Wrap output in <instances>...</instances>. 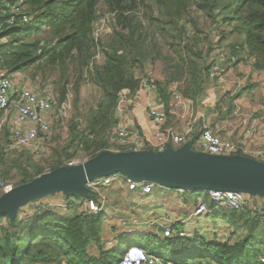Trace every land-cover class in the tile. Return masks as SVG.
Wrapping results in <instances>:
<instances>
[{
	"label": "trees",
	"instance_id": "16d2710c",
	"mask_svg": "<svg viewBox=\"0 0 264 264\" xmlns=\"http://www.w3.org/2000/svg\"><path fill=\"white\" fill-rule=\"evenodd\" d=\"M5 1H19L22 13L29 19L21 22V15H16L14 24L6 23L0 29V39L8 38L4 44L6 51L0 55V67L9 73L34 65L44 71L57 69V103L72 92L75 109L66 148L70 151L76 148L91 158L115 150L109 134L114 129L118 97L138 93L141 75L154 78L136 72V67H143L148 59L160 57L164 62L163 81L154 80L167 114L171 111L167 87L182 80L179 92L193 102L218 62L213 58L215 55H220L221 65L224 60L236 65L246 59L253 69L264 70V0H103L105 11L114 21L106 40H96L93 35L99 0H0V10L6 9ZM195 11L210 26L205 36L195 26ZM8 14L6 9L2 18H8ZM43 29V36L24 40L27 34ZM157 36L164 42L162 46L156 41ZM165 46L169 50L162 55L161 47ZM9 49L15 52L9 53ZM97 53H100L98 60ZM87 79L98 87L100 96L95 106L82 114L79 96ZM236 95L237 91L229 92L227 98L235 99ZM4 146L11 149L8 139L0 144L3 166ZM64 150H54L56 157L49 170L64 164L63 153L66 159L75 155V150L67 153ZM235 154L244 155L240 150ZM7 161L21 173L19 185L44 170L39 166L33 172L28 171L33 165L30 156H13ZM1 171L3 175L7 173L4 168ZM193 191L186 190L184 194L192 195ZM203 196L200 199L197 196V204L202 200L213 208V202ZM87 199L97 202L98 194L88 191L64 215H58L54 208L42 209L34 202L21 206L12 216L0 214V264H118L123 254L121 244L127 236L123 234L116 248L107 247L102 212L88 214L79 208L80 202ZM26 206L30 208L21 210ZM214 213V218H223L235 228L245 229L244 235L232 244L209 240L201 234L164 237V257L172 264H264L260 261L264 255V221L233 209ZM175 224L173 230L178 231ZM153 241L146 236L137 245L148 248Z\"/></svg>",
	"mask_w": 264,
	"mask_h": 264
},
{
	"label": "built area",
	"instance_id": "2783aa9c",
	"mask_svg": "<svg viewBox=\"0 0 264 264\" xmlns=\"http://www.w3.org/2000/svg\"><path fill=\"white\" fill-rule=\"evenodd\" d=\"M5 8L9 10L8 18H2L6 9L0 10V29L7 24H14L16 22V15H21V22H27L28 16L22 13L23 7L18 2H6ZM110 15V14H108ZM97 28V27H96ZM93 35L96 39L97 30L93 31ZM101 35V34H100ZM100 58V53L95 55V59ZM91 65V63H90ZM222 65L218 62L211 69V76L220 78L222 76ZM70 87V86H69ZM170 96V109L172 112H178L182 119H185L186 126L185 132L180 134L173 128H168L166 132H158L156 134V150H163L168 144L172 142L179 144L186 139V135L191 131V125L195 121V114L192 111V101L188 98H184L179 92V87L176 83H172L167 87ZM140 91H142L146 97V103L140 105L144 111L146 117L154 124L161 126L164 124L166 115L162 107H159L154 100L159 94L158 84L154 78L147 75H141L140 77ZM234 91L232 90L230 94ZM138 93L127 96L124 94L119 95L115 116L121 120L120 123L109 134L110 142H116L117 140L126 144L125 150H143L152 149L144 141L129 140L130 135H136V131L129 129L126 126L125 120H127V108L130 104H138ZM50 94L45 91L44 93L37 94L33 89L25 87L16 78L15 73H9L6 69L0 67V130L5 125L9 129L8 140L10 147L20 149L24 147L31 148L37 152L43 151L45 144L50 139L51 120L49 108L51 107ZM72 93L68 92L65 99L61 103H57L58 115L64 119L67 116V112L71 109ZM235 109L238 110V105L235 103ZM14 111L15 115L13 120L9 121V114ZM196 150L205 152L211 155H229L235 154L240 150L244 155L246 154L243 147L238 146L233 141L223 139L216 133H214L206 124H201L197 141ZM263 152H259L256 159H264ZM248 156V155H247ZM260 156V157H259ZM251 157V156H249ZM82 160H69L64 162L61 166L72 165L83 162ZM120 179L129 190H139L142 194L151 192L153 187H163L157 183L144 180H135L129 176L116 172L111 175L102 176L87 180L85 186L88 191L93 190L98 194V200L95 202L92 199L83 200L80 202L81 211L88 214H95L103 212L104 199L101 196L102 188L108 186L113 180ZM9 188V184L0 180V191ZM10 189V188H9ZM7 189L6 191H8ZM4 191V192H6ZM201 195L207 196L214 204L213 208L206 205L205 202L199 200L196 208L191 215H201L206 213H214L216 211L224 209H233L246 213L249 216L264 221V201L260 197L256 196V200L247 196L245 193L226 190H194ZM77 202L76 198L69 196L61 205H55L53 203H36L40 205L42 209L60 207L64 211H68V208ZM177 220H168L165 224L163 221L157 223V229L162 228L160 233L161 237H170L173 235L186 236L184 230H173L174 224ZM163 244V243H161ZM260 261L264 262V255L260 257ZM118 264H172L171 261L164 257L163 253H153L146 251L142 246L137 244H131L123 250L122 257Z\"/></svg>",
	"mask_w": 264,
	"mask_h": 264
},
{
	"label": "crops",
	"instance_id": "0c3cea01",
	"mask_svg": "<svg viewBox=\"0 0 264 264\" xmlns=\"http://www.w3.org/2000/svg\"><path fill=\"white\" fill-rule=\"evenodd\" d=\"M239 63L250 64V61L245 59L244 61H239ZM229 64L234 65L232 62ZM234 66L233 68H241L238 63ZM22 71L23 72H15L18 81L21 76L24 77L20 80L21 84L33 89L37 94L47 91L52 97L51 107L48 113L51 117L52 109L57 107L58 93L56 86L51 80H45L43 86H40L38 81L34 82L35 80L29 78L25 70ZM260 71L263 72L264 70ZM232 86L233 83H231L225 75L222 78H215L214 76L208 77L202 86L201 93L199 96H196L192 102V111L195 114V121L191 125V131L186 135L185 141L179 144L168 142L165 147L178 149L184 145H189L192 150H196L195 144L200 126L201 124H206L214 133L223 139L235 141L240 143L243 147L247 146L254 150L264 148V107L257 105V101H254L251 105L247 104L248 100H254V88L258 87V84L251 81L247 82L246 85L240 84L235 99L227 98V94L232 91ZM137 98L138 104H130L127 108L128 116L127 120H125V122H127L126 126L136 131V135H130L129 140H142L150 146V148L156 150V134L158 132H166L168 128H173L180 134L186 131V120L182 119L178 112L168 111L167 114L163 109L164 101L161 95L158 94L154 100V102L165 111L166 119L161 126L151 122L140 107V105L146 103V95L142 91H139ZM235 103L237 105L239 103L240 105L237 111L235 110ZM253 104L256 105L254 106ZM14 115V111H11L9 114L10 123ZM120 121L121 120L115 116L113 128H115ZM112 143L117 145L114 151H123L117 149L127 147L126 144H129L128 142L125 144L119 140ZM185 191L167 187H153L151 192L142 194L139 190H129L120 179L113 180L108 186L102 189L100 193L104 199L102 214L104 216L103 232L106 235L105 238L108 239L111 236L114 241H119L123 234L128 238L133 231H136L140 235L145 234L154 241L160 240L161 243H163V237L160 236L162 228H158L159 232H153L151 225L157 227L159 221H163L167 224L168 220L172 219H177L175 224L178 226L177 229L184 230L186 236H193L195 234H201L203 236L210 234L211 236L213 233L217 232V227H219L218 222L224 223L227 229L222 230L221 237L217 238V241L232 244L244 235L245 229L235 228L232 222L223 218H214L213 213L191 215L197 206V202L193 205L191 199L195 198V200H197L196 198L198 197H186L184 194ZM69 196L73 195H68L59 191L41 196L30 202H49L59 206L64 203ZM247 196L256 200L255 195L247 194ZM73 197L78 199L76 196ZM260 198L264 201L263 196H260ZM131 200L134 202L133 206L129 205ZM54 209L58 215L65 214V211L60 207ZM112 218L123 219V221L127 220L129 223L131 222L132 224L129 226L131 228L117 232L116 234H111L112 232L109 233L106 231L111 230L109 228L110 223L108 219ZM142 225L145 227L149 226L151 230H148V232L146 230L141 231L139 228ZM211 226L212 229L210 228ZM208 230L211 232H206ZM145 249L150 252L148 248Z\"/></svg>",
	"mask_w": 264,
	"mask_h": 264
},
{
	"label": "water",
	"instance_id": "95a60500",
	"mask_svg": "<svg viewBox=\"0 0 264 264\" xmlns=\"http://www.w3.org/2000/svg\"><path fill=\"white\" fill-rule=\"evenodd\" d=\"M121 172L132 179L185 190H226L264 195V161L241 154L211 155L178 149L105 151L78 164L59 166L0 196V214L10 216L30 201L62 191L84 196L87 180Z\"/></svg>",
	"mask_w": 264,
	"mask_h": 264
},
{
	"label": "rangeland",
	"instance_id": "374dc122",
	"mask_svg": "<svg viewBox=\"0 0 264 264\" xmlns=\"http://www.w3.org/2000/svg\"><path fill=\"white\" fill-rule=\"evenodd\" d=\"M104 2L103 0H99V4H98V14H97V18L95 21V25L94 28L95 30H97V37L96 40L98 38H102L103 40H106L112 31V27L114 26L112 21V18L110 15L107 14V12L105 11V7H104ZM195 15V26L200 30V32L202 33L201 36H205L208 34L209 32V24L207 22L204 21L203 17L201 14H199L198 12H194ZM97 27V28H96ZM210 27V26H209ZM224 29V28H223ZM45 34L44 29L43 31H39L36 33H32V34H27L24 37V40L28 41H32L33 39H35L36 37L39 36H43ZM101 34V35H100ZM8 38L7 37H3L2 39H0V55L1 53H4L6 51V47L5 45L7 43H5V41H7ZM150 41H152V38L149 39ZM213 40H216V37L213 38ZM156 41L158 42L159 46H162L164 44V42H162V40L157 36L156 37ZM148 42V40H147ZM5 44V45H4ZM14 46H17L14 45ZM18 47V46H17ZM169 50V48L167 46L165 47H161V54L164 55L166 54V52ZM8 51H10L9 53H14L15 50L13 49H9ZM219 51H217L218 53ZM8 53V54H9ZM150 53L154 54V51H151ZM216 53V54H217ZM213 58H215L216 61H218V63H222L221 61V57L220 55L217 56L215 55ZM238 65L241 67L240 69L237 68H233L235 67L234 65L229 64L226 60H224L223 65H222V76L221 78L225 75V77H227L231 83H233V88L231 90L233 91H237L238 88L240 87V84L246 85L247 82H255L258 84V87L254 88V100L250 99L248 100V105H251L254 101H257V105L264 107V71H258L255 70L251 67V63L250 64H241L238 62ZM27 75L29 76V78L31 80H35L34 82L39 83L40 86H43V83H45V80H51L52 83H54V85L56 86V80L58 78V70L54 69L52 71V69L49 71V69L47 70H43V67H37L36 65L34 66H29L28 68L25 69ZM23 72V71H21ZM136 72L138 74L140 73H146L151 75L152 77H154L156 80H160L163 81L164 77H165V67H164V62L163 60H161L160 57H155L154 59H148L147 61H145V64L143 67H136ZM23 74V73H22ZM24 75V74H23ZM167 75V74H166ZM22 78H24L23 76H21L19 78V82H21L20 80H22ZM88 78V77H87ZM177 84L178 87L183 86V81L182 80H178V82H174ZM57 88V86H56ZM72 93V92H71ZM251 94V93H250ZM100 96V91L98 89V87L89 79L85 80L84 83L81 86V91H80V100H79V107L81 109V113L85 114L87 113L90 108L94 107L98 98ZM254 106L256 104H253ZM238 107L240 108V105L238 103ZM236 110V109H235ZM237 111V110H236ZM240 112V111H239ZM51 131H50V139L48 140V142L45 144L43 151L40 152V150L37 152L36 150H32L31 148L28 147H24V148H20V149H15V148H11V149H6V146H4V157L6 159L5 160V166H3V164H0V180L7 182L9 184V188L12 189L13 187H16L17 185H19L20 179H21V173L18 172L17 167L9 164V160L10 158H12L13 156H18V157H31V163L33 164L31 167H28V171H35L36 169H38L37 167L40 166L41 169H44L41 173H45V172H49L51 170H49V168L51 167L50 163L53 162V160L56 157V154L54 152V150L57 151H61V149H65L64 151L67 153L70 150L66 148L67 143H68V139H69V124L71 121L72 116L75 114V109L73 106V100L71 99V109L67 112V116L66 118L62 119L60 118V116L58 115L59 111H58V107L52 109L51 112ZM81 120V124L84 125L85 121L84 118H80ZM7 133V135L5 134ZM8 133H9V129L8 127L5 125L4 127L1 128L0 130V144L3 143L4 140L8 139ZM235 144H237L238 146H241L240 143H237L235 141H233ZM112 148L115 149L117 148V145L115 144H111ZM243 147V146H241ZM243 149L246 152V156H251V157H256L255 155L258 156L259 152H263L264 156V148H260V149H251L248 148L247 146H244ZM75 150V155L71 158L66 159L65 154L63 153L61 155V159L63 162L75 159V160H82V159H89L91 158L89 155L85 154L83 151L81 150H76V148L71 149L70 152ZM108 152H112L114 150H107ZM260 157V156H259ZM20 159V158H19ZM18 159V160H19ZM259 160V159H258ZM264 160V159H263ZM23 161V159H22ZM61 166V165H60ZM59 167V166H58ZM1 168H4V170H7V173L5 175L1 174ZM7 188V189H9ZM6 189V190H7ZM9 189V190H10ZM6 190L0 191V194H4ZM8 190V191H9ZM7 192V191H6ZM186 197H199V199L203 196L200 193H195L193 191L192 195L189 193H185ZM204 197V196H203ZM79 198H83V196H78ZM264 198V195H263ZM36 200V199H34ZM33 200V201H34ZM210 200V199H209ZM195 198L191 199V203H195ZM209 202H206V205L208 206ZM27 204H30L27 203ZM134 202L131 200L129 202V205L133 206ZM26 204H24L23 206H25ZM28 208H30V206H26L24 207V209L22 208L21 210H28ZM240 212V211H238ZM215 214V213H214ZM109 220V228L111 229L106 230L109 233L112 232L111 234H116L117 232H121L125 229L131 228L129 226H131V222H127V220L123 221V219H117V218H112V219H108ZM174 220V219H172ZM177 220V219H176ZM182 220V219H181ZM219 227L216 233H213L211 236L206 235L205 237L209 240H216L217 238L221 237V232L222 230L227 229V227L224 225V223H219ZM212 229V226L210 227ZM141 231L142 230H146L148 232V230L153 229V232H159V230L154 226L151 225V229L145 226H140L139 228ZM140 232V231H139ZM144 232V231H143ZM152 232V235H153ZM206 232H211L210 230L206 231ZM130 233V232H129ZM218 234V235H217ZM146 239V235H140L138 234L136 231H133V233H131V235L127 238L124 239V241L121 244V249L124 250L127 246L131 245V244H139V243H143L142 241ZM104 244L107 247L110 248H116L118 246V241H114V239L111 238V236L104 240ZM263 245H264V241H263ZM143 247V246H142ZM148 248H150L152 250L153 253H162L165 252V247L164 244H161V241H153Z\"/></svg>",
	"mask_w": 264,
	"mask_h": 264
}]
</instances>
